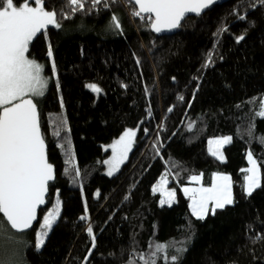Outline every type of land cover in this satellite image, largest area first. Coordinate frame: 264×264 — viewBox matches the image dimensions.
<instances>
[{"label": "trees", "instance_id": "obj_1", "mask_svg": "<svg viewBox=\"0 0 264 264\" xmlns=\"http://www.w3.org/2000/svg\"><path fill=\"white\" fill-rule=\"evenodd\" d=\"M252 3L212 5L184 19L175 34L157 35L147 16L130 15L132 4L91 12L86 4L73 15L66 0H47L46 7L70 16L29 45L46 72L53 70L52 47L56 76L38 107L56 179L38 222L21 233L20 255H8L2 243L0 264H145L152 253L155 264H172L180 248L186 250L177 264H264V238L257 239L264 237V5ZM113 14L120 29L110 27ZM126 128H137L133 148L107 175L110 151L102 146ZM212 137L232 138L223 159L209 150ZM249 151L262 177L251 195L243 170ZM214 172L231 176L234 202L199 219L182 186L197 174L209 186ZM162 176L175 191L170 204L153 190ZM57 198L60 215L38 250L39 222Z\"/></svg>", "mask_w": 264, "mask_h": 264}, {"label": "snow or ice", "instance_id": "obj_2", "mask_svg": "<svg viewBox=\"0 0 264 264\" xmlns=\"http://www.w3.org/2000/svg\"><path fill=\"white\" fill-rule=\"evenodd\" d=\"M117 2L135 5L130 15L144 19L145 14H148L147 20L151 28L155 32H161L178 28L186 14L199 15L216 3V0H66V7L74 15L85 11L86 4L90 5L87 11L91 12L101 4L104 9H109L112 3ZM46 4L47 0H34L35 6H30V0H23L21 3L0 0V213L6 218H0V244L11 238L10 230L24 233L32 228L33 222L37 220L38 207L45 204L49 182L54 180V167L48 162L46 155L38 107L39 98L44 96L47 90L49 78L43 75L44 65L30 58L29 45L37 34L48 29L50 25L60 28L58 17L68 19L70 16L65 14L63 9L58 10L54 6L49 8ZM257 4L264 5V0H255L251 7L255 8ZM239 19L245 17L240 16ZM110 27L121 28L120 19L116 14L111 17ZM239 39H243V36L238 37ZM47 55H53L51 44L48 46ZM52 69L55 72L54 61ZM87 87L95 92L102 91L94 84ZM178 99L183 100V97ZM261 109L259 115L264 116V101H261ZM171 110L170 108L169 111ZM135 135L133 129H127L113 143V155L110 160L104 161L109 165L108 175L118 170L119 165L127 158ZM231 139L222 137L209 141L210 144L216 145L214 149H209L212 155L223 159L221 148L230 143ZM247 155L251 166L244 170L248 173L245 176V189L251 195L255 189L262 186V177L253 153L249 151ZM67 163H72L71 154ZM76 175L79 176L78 169ZM190 179L198 182L200 176H192ZM166 183V176L162 177L160 184L154 186L153 190L160 191ZM165 191L167 200H162L161 204H170L175 198V191ZM183 192L190 196L192 214L199 219H203L209 211V202L212 203L213 213L216 209H223L234 202L230 177L227 175H217L210 188L185 187ZM59 215L60 202L57 198L55 207L44 215L40 230L36 233L35 247L38 250L44 246L46 237ZM80 219L85 220L87 216H81ZM87 232L92 236L94 248L95 236L91 224L88 225ZM261 238L264 237H257ZM166 247L156 246L158 251ZM185 250H176V254L170 257L172 264H177L180 253ZM155 255L156 253L150 254L145 259V264H155ZM129 264H135V260H131Z\"/></svg>", "mask_w": 264, "mask_h": 264}, {"label": "rangeland", "instance_id": "obj_3", "mask_svg": "<svg viewBox=\"0 0 264 264\" xmlns=\"http://www.w3.org/2000/svg\"><path fill=\"white\" fill-rule=\"evenodd\" d=\"M30 6H35V5H34V0H30ZM51 63H53V59H52V57H51ZM43 75H44L46 78H49V83H48V85H49V84L51 83V81L53 80V77L56 76V72H53V70H52L51 72H46L45 69H44V71H43ZM91 84H94V83H88L87 85H91ZM94 85H96V84H94ZM88 88H89V87H88ZM89 89L92 90L91 88H89ZM92 91H93V90H92ZM93 92H95V91H93ZM95 93H99V92H95ZM40 98H41V97H40ZM40 98H39V99H40ZM263 101H264V99H263ZM127 129H133V130L135 131V133H137V128H126V129H124V130L120 133V135H118V136H117L116 138H114L112 141L103 144V146H102V147H103V150H109V151H110L109 155H108L107 157L104 158V161H107V160H110V159H111V157H112V155H113V151H112V147H111V146L113 145V143H114L115 141H117V140L123 135V133H124ZM135 137H136V135H135ZM135 137L133 138V141H135ZM218 138H222V137H212V138L209 139V141H213V140L218 139ZM209 141H208V148H209V149H210V148H213V149H214V148L216 147V145H215V144H210ZM133 145H134V142H133V144H132V146H131L130 151L132 150ZM221 150H222V148H221ZM130 151L127 153V158H128V155H129ZM127 158H126V159H127ZM126 159H125L123 162H125ZM121 165H122V163L119 165L118 169L120 168ZM117 171H118V170L114 171L113 174H114L115 172H117ZM102 172L108 175V172H109V165H108V164L103 163ZM247 174H248V173H247ZM162 177H165V176H162ZM162 177H161V178H162ZM161 178H160V180H159L158 183H157L158 185L160 184ZM158 185H157V186H158ZM165 190H167V191H172L173 188L168 187V186H167V183H166V184L163 186V188L159 191V192L162 194V198H163V200L166 201V200H167V196H166V191H165ZM56 203H57V201H55V202L52 204V206H49V208L43 213V216L41 217V220H40V222H39V228L37 229V231L40 230V224L43 222V217H44V215H46L47 212H48L49 210H52V209L55 207ZM165 203H167V202H165ZM171 203H172V202H171ZM168 204H169V203H168ZM9 235H10L11 238L8 239L6 242L3 243V248H5V250H6V252H7L8 255L19 256L20 253H21L22 247H23V245H24V242H23V241L21 240V238H20L21 233H15V232L10 231V232H9ZM36 239H37V237H36Z\"/></svg>", "mask_w": 264, "mask_h": 264}, {"label": "water", "instance_id": "obj_4", "mask_svg": "<svg viewBox=\"0 0 264 264\" xmlns=\"http://www.w3.org/2000/svg\"><path fill=\"white\" fill-rule=\"evenodd\" d=\"M228 1H230V0H216V3H214L213 5H216V4H218V5H220V4H223V3H225V2H228ZM135 6V5H134ZM212 6V5H211ZM210 6V7H211ZM136 7V6H135ZM207 11V9H205V10H203L202 11V13L201 14H203V13H205ZM201 14H199V15H201ZM148 14H145V16H147ZM189 16H198L196 13H188V14H186V17L184 18V19H186L187 17H189ZM184 19L182 20V22L184 21ZM181 22V23H182ZM152 29V28H151ZM177 29L178 28H175V29H171V30H163V31H161V32H155L153 29V31L155 32V34H157V35H173V34H175L176 33V31H177ZM40 125H41V123H40ZM41 132H42V128H41ZM43 134V133H42ZM45 146H46V155H47V158H48V154H47V144H46V141H45ZM48 162L49 163H51L50 161H49V159H48ZM52 165H53V167H54V180L53 181H50L49 182V185H50V183H52V182H54L55 181V179H56V168H55V165L53 164V163H51ZM49 186H48V192L46 193V195H45V204H43V205H40L39 207H38V209H37V220L36 221H34L33 222V226H32V228L34 227V225L38 222V220H39V217H40V210L42 209V208H44V207H46L47 206V198H48V196H49ZM2 216H3V214L2 213H0ZM6 219V218H5ZM32 228H30V229H28V230H26V231H29V230H31ZM15 231V230H14ZM25 231V232H26Z\"/></svg>", "mask_w": 264, "mask_h": 264}, {"label": "crops", "instance_id": "obj_5", "mask_svg": "<svg viewBox=\"0 0 264 264\" xmlns=\"http://www.w3.org/2000/svg\"><path fill=\"white\" fill-rule=\"evenodd\" d=\"M247 154H248V152H247ZM246 157H247V163H248V166L247 167H245V168H243V170H245V169H247V168H249L251 165H250V163H249V160H248V155H246ZM253 158H254V156H253ZM255 159V158H254ZM256 160V159H255ZM258 164V163H257ZM259 166V165H258ZM260 168V167H259ZM246 172V171H245ZM217 175H227V176H229L230 177V182H231V192H232V198H233V190H232V179H231V176L229 175V174H227V173H222V172H214L213 174H212V182H211V184L209 185V186H205L204 184H203V182H202V175L201 174H197V175H193V176H200V180L197 182V181H192L191 179L189 180V183L188 184H185V185H183L182 186V191H183V188H185V187H189V188H210V187H212V185H213V183H214V181H215V178H216V176ZM246 175H247V172H246ZM245 175V176H246ZM245 177H244V189H245ZM245 191H246V189H245ZM185 194V193H184ZM186 195V194H185ZM187 197H188V199H189V209H190V212L192 213V211H191V203H192V201H191V199H190V196L189 195H186ZM212 203L211 202H209V211L207 212V214L209 213V212H212ZM206 214V215H207ZM205 215V216H206Z\"/></svg>", "mask_w": 264, "mask_h": 264}]
</instances>
